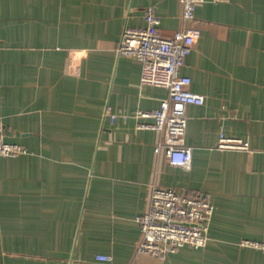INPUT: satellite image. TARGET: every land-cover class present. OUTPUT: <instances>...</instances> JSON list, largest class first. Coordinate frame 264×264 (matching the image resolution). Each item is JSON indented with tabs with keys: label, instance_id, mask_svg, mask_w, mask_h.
Here are the masks:
<instances>
[{
	"label": "crops",
	"instance_id": "obj_1",
	"mask_svg": "<svg viewBox=\"0 0 264 264\" xmlns=\"http://www.w3.org/2000/svg\"><path fill=\"white\" fill-rule=\"evenodd\" d=\"M149 7L164 37L201 31L181 68L206 98L186 108L188 169L137 129L167 90L141 86L137 60L117 54ZM0 129L27 150L0 157V264H264L239 246L264 242V0L207 1L192 22L180 0H0ZM220 133L249 151L219 149ZM153 184L209 196L204 248L136 253Z\"/></svg>",
	"mask_w": 264,
	"mask_h": 264
},
{
	"label": "built area",
	"instance_id": "obj_2",
	"mask_svg": "<svg viewBox=\"0 0 264 264\" xmlns=\"http://www.w3.org/2000/svg\"><path fill=\"white\" fill-rule=\"evenodd\" d=\"M229 3L230 0H180L182 20L192 22L198 5L204 2ZM143 28H125L121 34L117 54L137 60L141 67L139 84L167 90V97L159 107L138 111V118H150L151 123H138L137 129L149 130L156 135L153 153L162 154L166 162L188 169L192 148L185 144L187 126L186 108L202 106L205 96L191 91V79L181 74L185 57L201 36L197 27L176 30L171 36L161 35V20L149 7L144 12ZM111 124L116 116L105 110ZM217 147L222 150L249 151L246 141L229 138L220 133ZM24 146L5 140L0 129V157L26 154ZM213 205L208 195L188 194L172 188L152 185L146 210L135 217L140 238L137 254L164 259L181 247L204 248L208 242V226ZM239 246L253 248L264 254V242L243 239ZM98 262L110 263L108 255H97Z\"/></svg>",
	"mask_w": 264,
	"mask_h": 264
}]
</instances>
